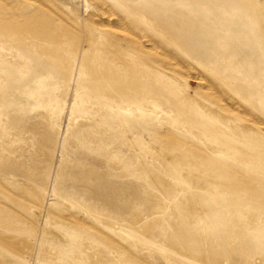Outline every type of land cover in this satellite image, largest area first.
I'll list each match as a JSON object with an SVG mask.
<instances>
[{"label": "rangeland", "instance_id": "rangeland-1", "mask_svg": "<svg viewBox=\"0 0 264 264\" xmlns=\"http://www.w3.org/2000/svg\"><path fill=\"white\" fill-rule=\"evenodd\" d=\"M261 12L256 0H0V231L33 244L0 264H264ZM76 92L95 105L87 116H70ZM84 123L104 141L131 130L146 147L113 148L138 170L108 165ZM90 155L115 186L107 209L65 176ZM22 161L34 179L4 172Z\"/></svg>", "mask_w": 264, "mask_h": 264}, {"label": "bare ground", "instance_id": "bare-ground-1", "mask_svg": "<svg viewBox=\"0 0 264 264\" xmlns=\"http://www.w3.org/2000/svg\"><path fill=\"white\" fill-rule=\"evenodd\" d=\"M38 2V1H37ZM256 2H257V5L260 7V9H261V14H263V16H264V0H256ZM106 6V5H105ZM102 9H104L103 7H102ZM107 11V10H106ZM121 12V11H120ZM107 14H110V12L109 13H107ZM26 17V16H25ZM117 20V19H116ZM106 23V22H105ZM119 23V22H118ZM107 24V23H106ZM122 24V23H121ZM119 26H122V25H120L119 24ZM118 26V24H117V27H119ZM121 28V27H120ZM118 29V28H117ZM261 29L263 30V34H264V18H263V20H262V22H261ZM70 30V29H69ZM71 31V30H70ZM136 34V33H135ZM146 35V34H145ZM151 35V34H150ZM148 36V35H147ZM72 37V36H71ZM143 37V36H142ZM144 38V37H143ZM75 42V41H74ZM134 42H135V40H134ZM137 43L138 42H136V45H137ZM263 44H264V41H263ZM138 45H139V43H138ZM161 48V47H160ZM162 49V48H161ZM140 51V50H139ZM162 51H163V49H162ZM72 52V51H71ZM141 52V51H140ZM73 53V52H72ZM159 53H161V52H159ZM163 56V55H162ZM173 59V58H172ZM28 60H26L24 63H26ZM28 63V62H27ZM156 63V62H155ZM164 65V64H163ZM170 65V64H169ZM168 66V65H167ZM165 67V68H167V69H170V68H168V67ZM171 66H173L172 64H171ZM164 68V69H165ZM172 68V67H171ZM166 69V70H167ZM171 70H173V69H170V71ZM169 71V72H170ZM183 73V72H182ZM188 75V74H187ZM186 75V76H187ZM184 76H185V74H184ZM187 77H189V76H187ZM192 77H194V76H192ZM192 77H190L191 79H193ZM196 79V78H195ZM43 80H44V77L43 76H38L35 80H34V83L35 84H38L39 85V87H38V89H35V90H32V92H31V94L33 93V95L34 96H36V99H37V101L38 100H40L39 102H41L42 103V98L45 96V93H44V86L42 85L41 87L43 88V89H40L41 87H40V84H43ZM204 82V81H203ZM209 83H210V81H208ZM199 84V86H200V83H198ZM203 84V83H202ZM205 84V83H204ZM203 84V85H204ZM216 84V83H215ZM202 86V85H201ZM214 86V85H213ZM217 86V85H216ZM24 87L26 88V89H29V87H30V83H26L25 85H24ZM204 87V86H203ZM207 87V86H206ZM214 88H215V86H214ZM217 88V87H216ZM215 88V89H216ZM219 88V87H218ZM217 88V89H218ZM41 90H42V92H41ZM215 91H217V90H215ZM101 92V91H100ZM261 95H262V93H261ZM59 96V95H58ZM58 96H56V98H54V99H52L51 101H49V102H47L48 104H47V107H49L50 105L52 106L51 107V109L54 111H56L54 114H56L57 113V111H59V110H57V107H59L60 105H61V103L63 102V100H61V98L60 97H58ZM110 98H112L111 96H108V98H105V99H103L105 102H110ZM59 99H60V101H59ZM115 99V98H114ZM192 100V99H191ZM56 101H59L58 103L56 102ZM38 102H36V104H37ZM234 103V102H233ZM40 104V103H39ZM45 104V103H44ZM88 104V105H87ZM91 105V104H90ZM39 106V105H38ZM71 106V105H70ZM198 107H200L199 105H197ZM213 106H215V105H213ZM229 106H230V104H229ZM232 106V105H231ZM235 106V105H234ZM91 107V108H90ZM95 107V105L94 106H89V99L87 98V96L86 95H83V94H79L78 92H76L75 94H74V96H73V104H72V107H71V111H70V116H71V114L73 115V116H71V117H74L75 116V114L76 115H82V116H87L90 112H91V109L92 108H94ZM96 107H98L97 105H96ZM127 107H129V106H127ZM43 108V107H42ZM50 108V107H49ZM54 108V109H53ZM60 108V107H59ZM124 108H126V107H124ZM50 109V110H51ZM102 109H105V107L104 108H102ZM128 109V108H127ZM149 109L150 110H154V111H156V112H158L159 111V109H157V108H155V107H149ZM148 109V110H149ZM43 110H46L45 109V106H44V108H43ZM134 110V109H133ZM149 110V111H150ZM48 111H49V109H48ZM48 111H46L47 113H48ZM128 111V110H127ZM51 112V111H50ZM60 112H62V111H59V113ZM113 112V111H112ZM52 113V112H51ZM50 114V113H49ZM119 113H116V112H113L112 113V116L115 118V116H119L118 115ZM7 116V115H6ZM52 116V115H51ZM54 116V115H53ZM56 116H57V114H56ZM59 116H61V115H59ZM69 116V117H70ZM70 117V118H71ZM51 118H53V117H51ZM59 118V117H58ZM57 117H54V119L56 120L57 119V121L59 120ZM74 119V118H73ZM76 119V118H75ZM74 119V120H75ZM53 120V119H52ZM131 122V120L129 119V118H124V117H121V116H119V118L117 119V121H115V124H116V126L118 127V126H120V127H122V126H124V125H128L129 123ZM258 122V121H257ZM70 123V122H69ZM48 124V123H47ZM83 125V124H82ZM99 125H100V123H96V124H87V123H84V125L81 127V129H82V131H80V133L82 132L83 133V135H84V133L86 134V132L88 133V134H90L91 136H92V139L91 140H88L87 141V138H86V141H85V143L86 142H88V143H90V145H92V148H93V145L95 144V145H97L98 146V148H96V147H94V148H96V150L94 149V152L96 153V154H99V155H101V156H109L110 158H109V160L111 161L108 165H111L112 167H114V169L115 168H117L118 169V167H120L121 165H122V160L124 161L125 160V162L124 163H126L125 164V167H126V165L127 166H131V168L133 167V168H137V165H139L138 164V160L136 159V156L134 155V153H131V154H123V153H121L122 151H116L114 148H113V144L116 146V144L119 142V141H126L127 143H129V144H132V145H134L136 148H145L146 147V145H145V143L144 142H140V141H138V140H136L135 138H134V136H132L131 134H133V132L131 131V130H123V129H120L119 130V132H118V139L117 140H113V139H110V138H106V141H104L103 139H101V138H99L100 136H101V132L99 131ZM259 125V124H258ZM50 127V126H49ZM231 127V126H230ZM7 128V127H6ZM188 128V127H187ZM232 128V127H231ZM4 130L5 128L4 127H0V130ZM2 130V131H3ZM263 130V129H262ZM1 131V132H2ZM195 131V130H194ZM81 133V134H82ZM159 133V132H158ZM198 133V132H197ZM90 137V136H89ZM99 138V139H98ZM127 138V139H126ZM207 139V138H206ZM83 141V142H84ZM50 142V141H49ZM48 142V143H49ZM82 142V143H83ZM185 142V141H184ZM206 143H207V141H205ZM84 143V144H85ZM155 143H157L156 141H154V145H155ZM191 144V143H190ZM83 145V144H82ZM86 145L87 144H85V147H86ZM90 145H88V146H90ZM94 145V146H95ZM149 145V144H148ZM207 145H210V148H211V146L212 147H214L215 148V146L214 145H212V144H207ZM159 146V145H158ZM150 147V146H149ZM217 147V146H216ZM87 149H89V147H86ZM151 148H152V146H151ZM0 149L1 150H5V149H7V145L6 144H3V143H1L0 142ZM153 149V148H152ZM158 147H157V151H158ZM90 150V149H89ZM89 150H88V152H89ZM218 150V148H216V151ZM153 151H155L156 152V150H153ZM84 153V151H82V153H84L85 154V156L86 157H88V154L89 153H93L94 154V152L93 151H90L89 153ZM160 153L162 154L163 152L162 151H160ZM0 154H1V152H0ZM99 155H96V156H99ZM163 155V154H162ZM81 156V155H80ZM84 156V155H83ZM90 156H92V155H90ZM101 156L100 157H96V158H93V156L92 157H90L91 159H92V164L90 163V164H85V163H81V162H78V161H70V163H66V167H68V171L66 172V177L68 178V179H70V180H72L73 182H74V184H75V188H77L78 190H79V192H81V193H83L85 196H87L92 202H93V205L94 206H103V207H105V204H107V200H108V198L110 197V195H114L115 194V186H114V184H113V182H111L110 180V175H109V172H107L106 170L105 171H103L102 170V168H104V167H108V165H106V161L104 162V161H102L101 159H98V158H101ZM165 156V154L163 155V157ZM169 157L168 158H161L160 157V159H161V163H163V165L165 166V167H176V165H177V161L175 160V159H173V158H171L170 156V154L168 155ZM82 157V156H81ZM166 157V156H165ZM83 158V157H82ZM85 158V157H84ZM83 158V159H84ZM105 158V157H104ZM88 159H89V157H88ZM90 159V160H91ZM107 160H108V158H106ZM82 161V160H81ZM88 161V160H87ZM109 162V161H108ZM87 163V162H86ZM67 164H69L68 166H67ZM6 166H7V164H5ZM9 165H12L11 163L9 164ZM24 165H26V162H24V161H22V162H18L17 164L15 163V166L13 165V166H11V167H6V168H8V169H5L4 170V172L5 173H7L8 175H13V174H11V171H17V172H21L22 171V167L24 166ZM124 166H122V168H123ZM4 168H5V166H4ZM132 168V169H133ZM121 169V168H120ZM134 169V171L136 172V170H138V169H136L135 170ZM143 170H145L144 169V167L142 168ZM180 169V168H179ZM183 169H184V167H183ZM67 170V169H66ZM119 170V169H118ZM142 170V171H143ZM133 171V170H132ZM139 172V171H138ZM22 175L25 177V178H27V179H34L35 177H34V173H31V172H28V171H25V170H23L22 171ZM139 174V173H138ZM34 177V178H33ZM149 177V176H148ZM183 177V176H182ZM187 177V176H186ZM151 179V178H150ZM156 185H158V187H160V188H163L164 187V183H162L161 181H159L157 178H154L153 180H152ZM195 182H196V180H195ZM159 189V188H158ZM170 189V188H169ZM5 206V205H4ZM0 207H1V205H0ZM106 209H107V207H105ZM8 219H9V214H8V212H7V210H3V211H0V226H3V227H7V226H10L9 224H11V223H9V221H8ZM158 218H155V219H153V220H151L150 222H147V223H144L143 224V226L141 227V229L140 230H145V229H148V228H150V227H152V226H154L155 224H156V222H158ZM160 220H161V218H160ZM231 226V225H230ZM152 231V230H151ZM231 240L233 241V245H234V243L236 242L235 240H237L236 239V236L234 235V236H231ZM31 245H33V244H30V243H28L27 241H26V238L21 234V232H19L18 234H9V233H7V232H4V231H0V254L2 255V256H5V258L6 257H8V255H10V254H13V255H17V256H20V257H22V255L24 254V252H25V247H27V246H29V247H31L32 248V246ZM230 246V245H229ZM235 247V246H234ZM234 249H236V248H234ZM232 250V249H231ZM238 251L240 252V250L238 249ZM242 252V251H241ZM182 253H184V252H182ZM235 253H236V251H235ZM235 253H234V255H235ZM238 253V252H237ZM241 254V253H240ZM190 255V254H189ZM241 256V255H240ZM244 257V256H243ZM238 258V257H237ZM240 258V257H239ZM250 262V261H249ZM264 262V261H263ZM248 264H250V263H248ZM256 264V263H255Z\"/></svg>", "mask_w": 264, "mask_h": 264}]
</instances>
